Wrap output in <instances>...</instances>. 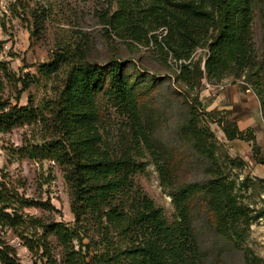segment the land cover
Segmentation results:
<instances>
[{"label": "rangeland", "instance_id": "1", "mask_svg": "<svg viewBox=\"0 0 264 264\" xmlns=\"http://www.w3.org/2000/svg\"><path fill=\"white\" fill-rule=\"evenodd\" d=\"M253 5L252 43L259 67L244 68L239 77L227 74L218 81L209 79L204 71L207 44L195 47L184 60L176 59L164 44L165 26L153 24L141 42L120 38L105 24L117 9L115 0H0V62L6 68L1 73L0 109L31 103L40 110L31 123L0 132V191L8 206L4 212L11 213L13 208L24 220L16 228L0 224V248L11 251L9 256L18 264H43L38 240L41 229L34 220L74 225L65 166L43 158L42 151H32L46 142L64 143L52 111L68 67L61 62L57 71L44 77L38 65L67 54L68 60L80 58L107 72L120 65V79L133 109L124 106L115 86L106 79L95 96L98 147L115 156L131 153L139 166L131 176L134 187L162 209L168 222L175 212L168 194L177 188L205 187L220 178L233 182L237 202L247 207L251 217L236 240L217 225L202 189L186 202L204 264H247L246 254L256 264H264V0H254ZM189 62L202 71L193 88L177 79L182 65ZM252 104L258 127L249 128L262 163L254 161L251 143L228 140L218 124L220 119L246 115ZM135 119L152 147L135 139ZM156 154L167 166L165 187L154 163ZM80 236L83 249L97 246L95 226L90 225ZM46 242L49 254L60 263L58 240L47 235ZM71 243L76 248L79 240Z\"/></svg>", "mask_w": 264, "mask_h": 264}, {"label": "trees", "instance_id": "2", "mask_svg": "<svg viewBox=\"0 0 264 264\" xmlns=\"http://www.w3.org/2000/svg\"><path fill=\"white\" fill-rule=\"evenodd\" d=\"M115 1L117 9L106 18L105 24L111 26L120 38L141 42L153 24L165 26L164 44L176 59L184 60L189 59L195 47L207 44L204 71L209 79L219 81L227 74L239 77L242 69L248 68L249 71L254 65L259 67L251 31L254 0ZM61 62L66 63L68 69L59 97L53 102L52 116L55 126L62 132L64 143L46 142L43 148H32V151L33 154L42 151L43 158L65 166L64 177L70 187L74 225L67 227L59 222L34 220L41 229L38 240L45 258L43 264H204L186 207V202L199 189L208 198L217 225L223 227L230 238H239V229L247 228L251 217L247 207L237 202L233 182L220 178L205 187L190 184L177 188L168 194L175 210L173 221L168 222L162 209L155 206L141 189L134 187L131 176L139 166L131 153L115 156L100 150L95 96L106 79L115 86L124 106L133 109L132 99L120 79V65L107 72L104 67L86 60H68L67 54H60L51 63L38 65L39 72L49 77L58 70ZM5 72L6 68L0 62V88L1 73ZM201 77L199 67L189 62L182 65L177 79L182 85L193 88ZM0 111V132L29 124L38 119L40 113L31 103L7 111L2 106ZM218 124L228 140L251 143L254 161L262 163L257 158L258 146L251 128L240 130L234 119H220ZM141 125L135 119V139L144 141L150 148L151 139ZM204 136L202 134L203 139ZM201 146L206 145L201 143ZM154 163L161 185L167 186V166L159 161V154L154 156ZM231 163L235 164L234 160ZM239 163L244 164L242 160ZM6 203L0 191V224L16 228L24 220L13 208L11 213L4 212L8 207ZM90 225L96 227L99 237L93 250L88 245L82 248L80 236ZM47 235H53L61 246L60 263L49 254ZM75 239L79 240L76 248L71 243ZM28 248L32 250L29 245ZM9 252L0 248V263L18 264ZM246 261L247 264H256L247 254Z\"/></svg>", "mask_w": 264, "mask_h": 264}, {"label": "crops", "instance_id": "3", "mask_svg": "<svg viewBox=\"0 0 264 264\" xmlns=\"http://www.w3.org/2000/svg\"><path fill=\"white\" fill-rule=\"evenodd\" d=\"M254 108L255 107L253 105L250 109L248 108V110L246 111L247 112L246 115L240 116L242 118L238 117V119L236 118L234 119L240 130H244L249 127H253V128L258 127L257 120H255V117L251 114L252 112H254ZM258 131L259 129L256 130V132Z\"/></svg>", "mask_w": 264, "mask_h": 264}, {"label": "built area", "instance_id": "4", "mask_svg": "<svg viewBox=\"0 0 264 264\" xmlns=\"http://www.w3.org/2000/svg\"><path fill=\"white\" fill-rule=\"evenodd\" d=\"M222 88V87H221Z\"/></svg>", "mask_w": 264, "mask_h": 264}]
</instances>
